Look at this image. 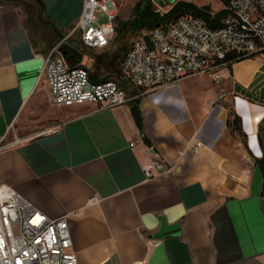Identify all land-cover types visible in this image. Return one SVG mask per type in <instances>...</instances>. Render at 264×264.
<instances>
[{
    "label": "crops",
    "instance_id": "crops-1",
    "mask_svg": "<svg viewBox=\"0 0 264 264\" xmlns=\"http://www.w3.org/2000/svg\"><path fill=\"white\" fill-rule=\"evenodd\" d=\"M82 5L0 0V184L67 218L78 264H264V52L219 69L218 84L198 76L216 85L202 113L182 85L198 77L113 109L55 108L44 59L62 41L69 64L81 51L94 82L112 77L98 63L112 42L87 49L71 33ZM155 158L168 170L148 179Z\"/></svg>",
    "mask_w": 264,
    "mask_h": 264
},
{
    "label": "built area",
    "instance_id": "built-area-1",
    "mask_svg": "<svg viewBox=\"0 0 264 264\" xmlns=\"http://www.w3.org/2000/svg\"><path fill=\"white\" fill-rule=\"evenodd\" d=\"M222 1L229 14L218 28L183 16L166 27L152 28L147 41L131 42L120 63L130 91L112 80L91 82L86 66L66 63L61 54L63 41L53 46L44 59L51 105L91 104L107 110L129 104L134 91L144 96L200 75L210 74L218 84L219 69L264 52V0ZM115 29L114 9L104 0H83L71 33L79 34L85 48L104 50L113 41ZM201 147V142L194 141L189 148L197 153ZM142 169L148 179L168 170L158 158ZM71 247L66 217L50 219L13 188L0 184V264H78Z\"/></svg>",
    "mask_w": 264,
    "mask_h": 264
},
{
    "label": "rangeland",
    "instance_id": "rangeland-1",
    "mask_svg": "<svg viewBox=\"0 0 264 264\" xmlns=\"http://www.w3.org/2000/svg\"><path fill=\"white\" fill-rule=\"evenodd\" d=\"M106 5L110 9H114V12L116 13V28L119 27V23H126L135 21V24L131 25V29H127L129 31H122L119 35L115 31V36L112 41V47L111 49L115 48L117 45H129L131 42L139 39H143L147 36V34L150 32L151 29L146 28L147 26V20H145L142 16V11L144 7L147 5L145 4L138 16L134 14V9L137 4L141 0H104ZM174 3L176 2H189L197 7H204L208 6L212 12V14H215L222 9H225V6L223 5L222 0H173ZM153 10L158 11L159 14H163L166 11L170 9V6L165 3L163 6L158 3H151ZM221 8V9H220ZM98 21L100 23H104L105 19L102 15L97 14ZM134 28V29H132ZM84 61V58L83 60ZM121 63V62H120ZM94 62H87L88 65H93ZM120 68V64H119ZM109 80L115 81L118 84H120L123 87H126V83L120 79H117L115 77L109 78ZM211 79H209L207 76H201L195 79H190L182 83L184 93L186 96V99L188 101V104L194 109V111L197 113H202L204 111V106L206 102L209 100L210 96L214 94L216 85L210 82ZM128 91L129 88H127ZM219 98L212 100V102L209 104V106H213L214 104L219 103ZM225 108H231V103L229 101H226L225 103H222Z\"/></svg>",
    "mask_w": 264,
    "mask_h": 264
},
{
    "label": "trees",
    "instance_id": "trees-1",
    "mask_svg": "<svg viewBox=\"0 0 264 264\" xmlns=\"http://www.w3.org/2000/svg\"><path fill=\"white\" fill-rule=\"evenodd\" d=\"M153 1L154 0H141L139 4L135 6V9H134V14L138 16L143 6L147 4L141 13H142L143 18L147 20L146 21L147 26L145 27L149 29H152L154 27H166L171 22L183 16H191V17L200 18L206 23L208 27L215 29L221 26L222 20L226 18L229 14L226 9H222L221 11L215 14H212L208 6L197 7L189 2H176L172 6H170V9L168 11H166L163 14H159L158 11L153 10V7L151 5ZM223 5L225 6L224 2H223ZM133 24H135V21L126 22L122 24L119 23V27L116 28L115 31L119 35L122 31H129L127 29H131L130 27ZM71 58L74 61L69 64L67 62V57L64 55V59L70 67H76V66L82 67L81 66V62H82L81 53L77 54L76 52L75 54H73V56H71ZM105 80H108V79H103L102 81H105ZM90 81L94 82L91 76H90ZM102 81H99V82H102ZM136 120H137L138 125H140V119H139L138 113L136 115ZM227 124L229 127H232V131H236L240 133V125H239V120L237 117H234L232 120H228ZM259 139H260L259 140L260 143H263L264 141V120L259 128ZM256 162L264 178V156L261 159L257 160Z\"/></svg>",
    "mask_w": 264,
    "mask_h": 264
},
{
    "label": "water",
    "instance_id": "water-1",
    "mask_svg": "<svg viewBox=\"0 0 264 264\" xmlns=\"http://www.w3.org/2000/svg\"><path fill=\"white\" fill-rule=\"evenodd\" d=\"M153 2L154 3H158V4L162 5V6L165 3H167V5H169V6H172L174 4L173 0H154ZM127 49H128V46L127 45H121V44L117 45L113 49V53L110 56V62L108 64V68H107V71L108 72H113L112 73V76L113 77L124 81L126 83V86H127V83L128 82H127L126 76L120 70L119 64H120V62H121V60H122V58H123V56H124V54H125V52H126ZM78 53H81V55H82V52L81 51H78ZM61 54L64 57V54L62 52H61ZM82 65H84V64L82 63ZM86 68L89 69L90 68V65L89 66H86Z\"/></svg>",
    "mask_w": 264,
    "mask_h": 264
},
{
    "label": "flooded vegetation",
    "instance_id": "flooded-vegetation-1",
    "mask_svg": "<svg viewBox=\"0 0 264 264\" xmlns=\"http://www.w3.org/2000/svg\"><path fill=\"white\" fill-rule=\"evenodd\" d=\"M110 62V57L106 59L105 57L101 58V61L98 62L100 65H108Z\"/></svg>",
    "mask_w": 264,
    "mask_h": 264
}]
</instances>
